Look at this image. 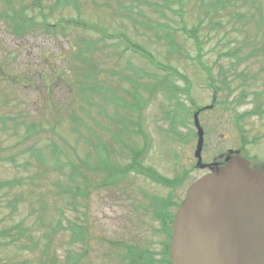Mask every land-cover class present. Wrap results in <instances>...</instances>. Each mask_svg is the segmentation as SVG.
Masks as SVG:
<instances>
[{
    "label": "rangeland",
    "instance_id": "1",
    "mask_svg": "<svg viewBox=\"0 0 264 264\" xmlns=\"http://www.w3.org/2000/svg\"><path fill=\"white\" fill-rule=\"evenodd\" d=\"M55 1L0 0V183L15 181L0 188V231L16 224L23 229L13 242L0 238V264H119L108 259L109 241L159 248L151 202L170 190L132 171L112 185L98 184L146 140L144 165L169 179L185 176L174 190L180 201L206 169L195 166L196 136L184 139L173 130H196L191 99L198 108L211 104L221 67L233 90L222 88L214 106L199 111L202 161L239 148L243 139L242 153L264 160V0ZM10 14L30 18L32 26L14 34L5 22ZM76 19L100 30L75 25ZM182 26L201 41V61ZM121 35L178 70L187 80L170 81L189 96L178 90L170 101L158 89L150 95L167 72L127 47ZM169 42L181 54L170 52ZM80 53L94 69H85ZM85 70H94L98 95L85 86L91 83ZM241 91L246 98L236 104ZM173 108L185 124L178 119L173 127L165 118ZM249 110L257 114L240 119ZM100 145L103 168H97ZM69 221L86 228L84 241L72 239Z\"/></svg>",
    "mask_w": 264,
    "mask_h": 264
},
{
    "label": "water",
    "instance_id": "2",
    "mask_svg": "<svg viewBox=\"0 0 264 264\" xmlns=\"http://www.w3.org/2000/svg\"><path fill=\"white\" fill-rule=\"evenodd\" d=\"M194 112L196 166L209 171L186 189L170 235V264H264V173L240 156L203 163Z\"/></svg>",
    "mask_w": 264,
    "mask_h": 264
},
{
    "label": "trees",
    "instance_id": "3",
    "mask_svg": "<svg viewBox=\"0 0 264 264\" xmlns=\"http://www.w3.org/2000/svg\"><path fill=\"white\" fill-rule=\"evenodd\" d=\"M40 1L42 0H34L35 3L39 4ZM221 0H213L212 3L220 2ZM70 2V0H56L53 4L54 6H57L58 4H66ZM11 5L10 3H8ZM5 15V11L0 12V17H3ZM47 16L45 15L44 18ZM8 21H5L7 26L10 28V30L16 34H22L26 29H29L32 24L30 22V18H26L23 15L16 16L14 14L9 15ZM182 21V20H181ZM75 25L81 26L82 28H87V29H92V30H100L99 27L95 24L89 23L87 21H83L81 19H76L72 22ZM60 21L55 22V26H59ZM181 30L186 33L190 38L195 39L197 49L199 51V54L196 56V59L198 61L200 60V51H201V41L197 38V36L190 30L186 29L184 26L181 27ZM123 36V37H122ZM123 38L125 44H127V47L132 49L133 51L140 53L144 57H146L150 62L154 63L158 68H161L167 72L166 76L160 77L158 81L153 85V87L149 88L147 91L149 92L150 95H152L156 90L158 89L162 91L167 98V100H174L177 98V91L184 92L187 97L188 95V89H183L181 86H177L172 81H170V76H176L179 79H184L185 81L187 80L178 70L174 68H170L169 66L160 64V62H157L153 55L149 53L146 49L143 47L137 45L136 43L131 42L129 39H127L126 36L121 35ZM170 52H179V50L172 45L169 42ZM95 51L94 45L89 44L87 52L88 53H93ZM80 57L82 59L83 65L85 66H90L94 69L93 65L91 64L90 58L87 56L82 55L80 53ZM94 72V70H92ZM228 69L225 68H220L219 69V74L217 76V81L220 83L222 88H226L229 90V94L232 92V89L229 86L228 82V75H227ZM93 72H87L85 70V73L83 74L85 78L91 81V83H84L87 89L90 91L91 95L96 94L98 95L99 86L97 85V78L96 76L93 75ZM246 98V93L243 92L239 97H237L234 102L236 104H241L244 102ZM139 104V101H137ZM179 102V101H178ZM191 102L193 104V107L195 108L196 105L194 104L193 100L191 99ZM179 104V110L181 113L185 110L183 103H178ZM189 115V112L187 113ZM257 114L255 110H249L246 112H243L242 114L239 115L240 119H243L244 117L248 115H253ZM166 119L171 120V124L174 127L173 122L176 120H180L181 123L185 124V116L182 114L179 115L178 111L176 109H172L171 112H167L165 115ZM172 130V129H171ZM176 133L180 135L181 138L187 139L189 136H195V132L192 130L188 134H183L182 132H179L177 129H174ZM189 135V136H188ZM145 137V136H143ZM115 139V137H114ZM117 139V138H116ZM243 144L246 143V141L243 139ZM90 142V141H88ZM147 141L144 140L143 146L138 148H130V154H131V160L129 163H127L125 166L120 167V166H110L109 167V177L105 179L104 181H101L98 186H106V185H112L119 179L123 178L125 174L128 172L132 171L135 173L142 174L144 176L149 177L151 180L162 184L163 186L167 187L170 192L167 197L162 198V197H155L153 198L151 202V207H152V218L156 221H158L160 227L157 230V233L162 236L161 241H159V248L154 249L153 247L147 245H141L134 243L132 241H127V240H115V241H109L111 243V248H109V251L107 252L108 259L113 260L119 264H170V232H171V223L174 217L175 209L178 207L180 201L174 200V190L176 187L180 186L182 183H184L185 176L183 175H176L174 178L169 179L166 178L165 176H162L159 174L156 170H154L150 166L144 165L143 162V155L147 150ZM124 146V145H123ZM96 154L99 156V163L100 165L97 166V168H103V155L101 156V153L103 152L101 145L96 148ZM102 157V158H100ZM75 170V169H73ZM15 185V181H5L0 183V188H12ZM70 193H72L70 190H68ZM74 195V193H72ZM17 200V201H16ZM14 200L15 203L18 202V199ZM69 223V228L72 230L73 240H78V241H84L85 237L87 236V231L84 226H81L80 224H77L75 222H68ZM60 224V222H59ZM58 224V226H60ZM13 230H16V233H13ZM23 233V229L16 224L13 226L10 230H2L0 231V238L1 237H9L11 236L10 240H7L6 243H10L18 239L17 235H21ZM15 235V236H14ZM114 246V247H113ZM52 262L54 261V258L51 260Z\"/></svg>",
    "mask_w": 264,
    "mask_h": 264
},
{
    "label": "flooded vegetation",
    "instance_id": "4",
    "mask_svg": "<svg viewBox=\"0 0 264 264\" xmlns=\"http://www.w3.org/2000/svg\"><path fill=\"white\" fill-rule=\"evenodd\" d=\"M216 94H218V90L217 89H214L213 90V93H212V98L215 99V96ZM212 107V105L210 106ZM244 148L239 146V148H236V149H231V148H228L225 152H222V151H219L210 161L208 162H213V161H217L219 162L220 164H223L225 162V158L230 156V155H235V154H238L240 156H242L243 158H245L247 160V163L250 167H255L257 169H259L260 171H262L264 173V160H260L258 162V159L256 156H247V155H244L242 153V150ZM207 169V168H206ZM207 171V170H206Z\"/></svg>",
    "mask_w": 264,
    "mask_h": 264
}]
</instances>
